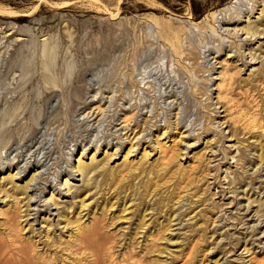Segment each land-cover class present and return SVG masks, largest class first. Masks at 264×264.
<instances>
[{
	"label": "rangeland",
	"instance_id": "rangeland-1",
	"mask_svg": "<svg viewBox=\"0 0 264 264\" xmlns=\"http://www.w3.org/2000/svg\"><path fill=\"white\" fill-rule=\"evenodd\" d=\"M248 1L249 7L256 3L254 22L264 0ZM235 2L0 0V59L29 80L0 107V114L7 108L0 118V264H27L29 256L35 263L76 264L82 257L72 248L75 237L97 228L115 241L110 254L116 264L129 257L140 264H264V217L255 214L264 213V65L239 69V59L229 58L235 56L230 40L227 50L211 54L209 66L204 61L218 45L212 15ZM246 3L235 7L244 10ZM243 27L245 19L237 31ZM175 41L181 65L195 64L193 72L214 68L195 73L191 90L196 84L207 91L192 94L194 103L189 75L173 63ZM253 44L261 45L264 58V39ZM158 66L179 77L187 91L180 104L190 115L178 116L182 126L174 128L176 107L170 112L158 101V86L147 78ZM16 76L0 81V98L15 87ZM222 82L226 92L219 89ZM54 86L60 89L53 104L58 108L42 140L50 160L39 180L37 214L26 218L23 187L36 168L11 178L16 171L9 166L24 163L11 161L7 149L40 124L42 99ZM92 89L98 91L85 94ZM124 102L127 118L136 122L126 131L117 118ZM143 105L148 109L135 116L134 108ZM97 106L94 118L103 117L101 134L111 138L109 146L84 131L81 114ZM94 152L86 186L67 178V170L88 165ZM53 180L61 190H53ZM65 184L77 188L66 195ZM89 253L82 264L92 262Z\"/></svg>",
	"mask_w": 264,
	"mask_h": 264
},
{
	"label": "bare ground",
	"instance_id": "bare-ground-1",
	"mask_svg": "<svg viewBox=\"0 0 264 264\" xmlns=\"http://www.w3.org/2000/svg\"><path fill=\"white\" fill-rule=\"evenodd\" d=\"M236 3H239V0H237V2L233 3V5H228L226 7L221 8L219 11H216L213 15H212V19L214 20V22L217 24V30L215 29H211V31H213L218 39V45L216 48L211 47L210 49H208L205 54L207 56H205V64L206 66L210 65V57L211 54H216L221 52V50L225 49L227 50L228 48H226V46H224V42L226 40H230V44L232 49L235 50V56L233 55H229V58H233V57H237L239 59L240 65H237V67L239 69H241V67L243 69H248L251 68V66L253 65H264V58L261 57V53H260V46H258L256 49H252L251 45L254 43H257L258 40L260 39H264V28L260 29L261 27L259 26V24L261 23V21H264V9H262L260 11V15L256 18V20L254 22H250V17H252L255 13V5L256 3H251L250 7H249V3L250 1L247 0L246 5H242V7L244 8V10H237V8L235 7ZM238 12V13H237ZM235 14L236 16L234 18H232L230 15L231 14ZM226 16L229 15L228 20L225 19H219L218 17L220 16ZM242 19H245V27H243L244 30H238L237 31V26L240 25V23L242 22ZM219 31V33H218ZM221 33V34H220ZM224 35V36H223ZM241 35L244 36V38L242 39ZM175 39V38H173ZM229 43V42H228ZM253 44V45H254ZM171 52L173 53V56L175 57V60L173 61V63L175 65L178 66V70L179 72H183L184 75H189L187 76L189 78V90L191 91V96L192 94H196V92L199 93V95H204L205 88H197L196 89V84H194V90H191V86H190V82H192L195 78V73H204V74H208L211 71H213V67L210 66L211 68H209V70L205 71V69L202 68H197V70L195 72H193L194 70V65L193 64L191 67L188 66H183L180 63V57L182 55V50L178 47V45L175 43H172L171 46ZM231 52V51H229ZM42 58H45L46 60L50 59V56L47 52H42ZM214 58H212L213 60ZM237 62V61H236ZM46 63V62H45ZM45 67V70L47 69V66L45 64V66H42V68ZM16 67L14 65H6L3 60L0 59V81L4 80L5 75L13 73V72H18V76H16L15 78L11 79V82L15 84V87H13L12 90H9L4 94V97L0 98V107L1 104L4 103L6 104V100L7 98H11L17 90L25 87L27 85V82L29 80H27L26 82H24L25 76L22 75V73H20L18 70L15 69ZM256 71H251V73H255ZM89 76V73H87ZM176 72H173V75L176 76ZM145 75V73H144ZM144 75L142 74V77H144ZM148 77V79H151V82H153L156 86H158V92H157V98L158 101H160L162 104H164L169 111L171 112L173 110L174 107H176L175 109L177 110V114L175 115V123H174V128L178 127L179 125L182 126L183 125V117L181 119L178 118L179 115L185 114L186 116L190 115V111L187 108H182L180 101L182 100L183 102L187 101V91L183 85V82L180 80V78H175V77H170L167 73V70L165 71V73H162V70L160 69V67H156L153 70H151L150 72H148L146 74ZM91 76V75H90ZM262 77V76H261ZM264 79V75L262 77V80ZM46 80V79H45ZM46 81L50 82L49 79H47ZM261 81V80H260ZM206 87V86H205ZM229 87H227V84L223 83L219 86L220 91H227ZM91 92H87L85 94L89 95L92 92H97V90H90ZM57 92H60V89L57 88L56 86H54L49 92H45V95L42 99V117L40 120V124L30 133H28L29 135L23 136L22 139H17V141H11L10 145L8 146L7 149V156L11 157V161L13 162H17V165H19L20 163H24L22 168H19L18 166H9V169H13L16 171V173L11 176V178L14 177H24L26 172H28L31 168H36L35 170V174L32 176L30 182L28 185H25L23 187V191H24V195H25V203L23 205V207H25V215L24 217L26 218H30L33 214V212L35 214H37V208H38V202L39 200L37 199L38 197L37 192L39 189V180H42V178L45 175V170L47 169V162H49L50 160V156H49V152L46 153H42V151H44V146L43 145V137L45 135H48V131L46 130L45 125H50V119L53 115V113L56 111V109L58 108H53V104L56 103L57 101ZM180 97V98H179ZM193 98V96H192ZM191 98V99H192ZM144 100V99H143ZM210 99H206V101H209ZM94 102V97L92 98V101H90L89 103L92 105ZM195 100L194 98L192 99V103H194ZM97 103H99L97 101ZM217 103L216 105H219V100L217 98ZM120 112H122V118L117 117L118 121L121 122L122 124V131H126L128 128V125L133 122L134 125H136L135 120L133 119L132 121L129 120L126 116L127 112L129 111L130 107H128V103L124 102L122 103L120 106ZM118 107V108H119ZM210 108V107H209ZM137 109L139 110V113H141L142 111L144 112L145 110L148 109V106L145 107V105L140 106V107H135L134 111H136ZM7 110V108H6ZM6 110H3L0 114V118L2 120H4V118L6 117ZM83 109H80L78 111H81ZM101 111V107L97 106L95 107L92 111L90 112H83V114H81L83 120H82V124L84 125V131L87 134V137H92V138H97V143H100L103 140H106L107 142V146H109L110 142H111V138L107 137L106 134H101V125H102V119L101 118V122L96 121V114H99V112ZM184 111V112H183ZM138 111L135 112V116L137 114ZM147 113V112H146ZM150 113V112H149ZM217 114V113H216ZM115 117V116H114ZM114 117L112 116L111 119L114 121ZM139 117V116H138ZM115 122V121H114ZM3 123V122H2ZM100 123V124H99ZM112 129H114V127H112ZM131 132V131H130ZM115 133H117V131H115ZM134 133V131H133ZM95 134V136H94ZM187 134H192V131L189 130L187 131ZM94 136V137H93ZM116 140V139H112ZM119 141H121L122 139L119 138ZM13 142V143H12ZM90 142H87L84 144V147H86L88 144H90ZM116 152V150H115ZM83 155V154H82ZM81 155V156H82ZM95 152L92 155V158L90 159V162L88 165L83 166L78 164L77 167H75L74 169H69L67 170V178L71 179L74 182H77L79 184H81L82 186H86L89 183V179H88V175L93 171L91 168L89 169V167L92 166L94 159L93 157H95ZM20 161V162H19ZM75 177H78L79 179H76ZM68 179L65 181L67 182ZM55 180L52 181V188L53 190H61L59 189L60 185L55 184ZM66 186V195L69 194V192L72 189H76L77 187L73 186V185H67ZM28 193H31V195H29ZM53 195V193H52ZM69 197H71V195H69ZM35 199H37L38 201L35 202ZM52 198L44 201V203L48 204L49 201H51ZM53 207L54 204L52 203L51 205H49V207ZM49 207H47V211L49 212ZM238 208H240V206L238 205ZM248 209L246 210L247 213ZM263 211V210H262ZM256 215H258L259 217H264V213L260 212H256ZM103 228H97L95 230H93V232L89 235H81L80 237H75V245L72 246V248H75V253L77 255H79L80 257H82L76 264H82L83 260L86 261V253L87 251L90 250V259L92 260V262L90 264H116L113 262L112 260V256L110 254V250H111V245L114 244V240H111L109 238H107L105 235H103L102 232ZM105 247V248H104ZM106 250V251H104ZM56 254H54V258H52L51 262H53L54 260H56ZM27 264H47L46 262H39V263H35V259L32 258L31 256L26 257L25 258ZM133 259L132 257H129L128 260L125 261L126 264H140L137 262H131ZM48 264L49 261H47ZM124 264V261L122 262ZM89 264V263H87Z\"/></svg>",
	"mask_w": 264,
	"mask_h": 264
}]
</instances>
